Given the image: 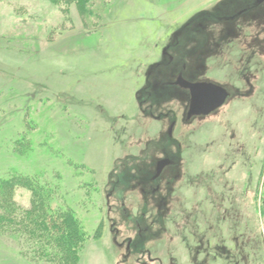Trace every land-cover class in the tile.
Instances as JSON below:
<instances>
[{"label":"rangeland","instance_id":"374dc122","mask_svg":"<svg viewBox=\"0 0 264 264\" xmlns=\"http://www.w3.org/2000/svg\"><path fill=\"white\" fill-rule=\"evenodd\" d=\"M178 75L228 96L186 118ZM1 183L0 264H66L38 202L72 264H264V0H0Z\"/></svg>","mask_w":264,"mask_h":264},{"label":"trees","instance_id":"16d2710c","mask_svg":"<svg viewBox=\"0 0 264 264\" xmlns=\"http://www.w3.org/2000/svg\"><path fill=\"white\" fill-rule=\"evenodd\" d=\"M70 1H75L83 6L91 0ZM4 184H0L1 190L5 188ZM4 196L8 197L7 194ZM39 204V202L33 204L31 208L25 209L20 213L15 211V208L12 209V211L8 213L9 218H12L13 214H15L17 215V220L15 219L16 217H14V222L10 219L11 222L17 223L22 227V229H29V233L34 235L37 239L42 237L44 244H41L40 247L41 253L44 252L45 256L54 260L57 259L58 261H62L66 264H72L74 262V256L77 255L74 245L75 241L83 236L82 227L77 224V221L74 220L72 215L67 214L66 210L63 212L60 211L61 213L58 211L57 215H53V212L49 213L51 211H49L48 208H45L46 210H42ZM41 230L45 233H38V231ZM78 241L80 242V240ZM37 247L39 250V246Z\"/></svg>","mask_w":264,"mask_h":264},{"label":"flooded vegetation","instance_id":"af4514ba","mask_svg":"<svg viewBox=\"0 0 264 264\" xmlns=\"http://www.w3.org/2000/svg\"><path fill=\"white\" fill-rule=\"evenodd\" d=\"M168 83V82H167ZM189 83H198V84H201V83H206V84H211V82H203V81H192V80H189V79H186V78H184L183 76H181V75H178L175 79H174V81H172V82H169V91H165L164 89L162 90V89H160V90H162V91H160V90H158V86H157V84L155 83V85L157 86L156 87V91H155V93L158 95V96H161V94L163 93V94H165V92H167V93H177L178 91H175L173 88H171V87H176V86H179L180 88H182V89H184L186 92H187V97L189 98L188 100V105H187V107H186V110H185V116H186V118H190L191 116H193V115H202V114H207V113H202V111H199L200 113H196V111L198 110V108L197 107H202V105H203V103L204 102H208L209 101V96L208 95H206V98L204 99V101L203 100H201V101H199V104L198 105H194L193 104V102H192V93L194 92L195 94L198 92V90H201L202 88H193V89H191L189 86H188V84ZM213 84V83H212ZM222 87V86H221ZM224 88V87H223ZM227 91V90H226ZM228 93V92H227ZM205 94V93H204ZM227 96H228V94H227ZM227 98V97H226ZM226 100V99H225ZM212 111V110H211ZM210 112V111H209ZM208 112V113H209ZM171 126V127H170ZM169 126V133L171 132L170 130H171V128H172V124ZM171 164V160L170 159H168V158H164V159H161V160H157L156 161V163H155V173L151 176V180L152 181H156L157 180V178L161 175V172H162V169H164V167H166V166H168V165H170ZM152 187V186H151ZM152 189V191L153 192H156V191H158V189H159V186L158 185H156V186H154V187H152L151 188ZM130 244V243H129ZM151 258V257H150ZM152 259V258H151Z\"/></svg>","mask_w":264,"mask_h":264},{"label":"water","instance_id":"95a60500","mask_svg":"<svg viewBox=\"0 0 264 264\" xmlns=\"http://www.w3.org/2000/svg\"><path fill=\"white\" fill-rule=\"evenodd\" d=\"M188 86L191 89L198 88L199 86V88L203 87L201 90H198L196 94L194 92L192 93V102L195 106L199 104V101H204L206 95L209 96V101L204 102L202 107H197L198 110L196 113H200L199 111H202V113H208L209 111L214 110L225 101L228 94L225 88L212 83H189Z\"/></svg>","mask_w":264,"mask_h":264}]
</instances>
